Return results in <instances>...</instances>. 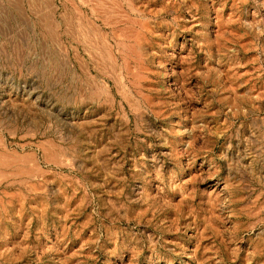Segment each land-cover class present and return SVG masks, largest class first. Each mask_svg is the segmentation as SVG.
I'll use <instances>...</instances> for the list:
<instances>
[{
	"label": "rangeland",
	"instance_id": "1",
	"mask_svg": "<svg viewBox=\"0 0 264 264\" xmlns=\"http://www.w3.org/2000/svg\"><path fill=\"white\" fill-rule=\"evenodd\" d=\"M0 264H264V0H0Z\"/></svg>",
	"mask_w": 264,
	"mask_h": 264
}]
</instances>
